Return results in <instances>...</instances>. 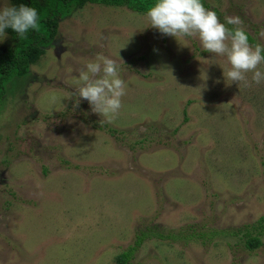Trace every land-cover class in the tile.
Instances as JSON below:
<instances>
[{"label":"rangeland","instance_id":"rangeland-1","mask_svg":"<svg viewBox=\"0 0 264 264\" xmlns=\"http://www.w3.org/2000/svg\"><path fill=\"white\" fill-rule=\"evenodd\" d=\"M205 1L264 47V0ZM97 53L126 85L111 122L74 107ZM229 67L127 8L71 9L0 103V264H117L148 227L130 264H264L232 235L264 217V80Z\"/></svg>","mask_w":264,"mask_h":264},{"label":"clouds","instance_id":"clouds-1","mask_svg":"<svg viewBox=\"0 0 264 264\" xmlns=\"http://www.w3.org/2000/svg\"><path fill=\"white\" fill-rule=\"evenodd\" d=\"M146 16L151 26L162 34L196 37L206 52L225 57L230 66L226 73L228 80L247 85V73H252L251 80L256 84L264 80V73L259 70V65L264 63V47L249 44L248 35L239 26L243 23L239 17H225L227 25H237L230 29L220 22L215 11L205 8L201 0H156ZM37 28V9L24 4L10 5L7 0L0 6V36L5 38V29H11L23 38L30 29ZM260 35L264 37V29ZM77 83L74 107L79 106L80 99L86 100L93 113L111 122L122 107L121 98L126 88L117 62L97 53L79 71Z\"/></svg>","mask_w":264,"mask_h":264},{"label":"trees","instance_id":"trees-1","mask_svg":"<svg viewBox=\"0 0 264 264\" xmlns=\"http://www.w3.org/2000/svg\"><path fill=\"white\" fill-rule=\"evenodd\" d=\"M11 2L14 6L24 4L37 9L38 28L30 29L23 38L11 29H7L12 43L7 52H3L4 54L0 57V103L7 93V83L13 78L22 79L27 76L31 66L38 63L45 55L47 47L52 44L58 34L60 21L69 14L71 9H81L87 4H95L106 8H127L137 14L146 15L147 10L156 3V0H11ZM201 2L205 8H210L205 0ZM246 34L249 44L255 46V39L249 33L246 32ZM150 229L148 227L140 230L135 235L134 244L120 253L117 264H130L143 243L152 236H158V233H153ZM232 235L241 236L245 239V247L252 252L255 251L263 246L264 217L256 223L232 229Z\"/></svg>","mask_w":264,"mask_h":264}]
</instances>
